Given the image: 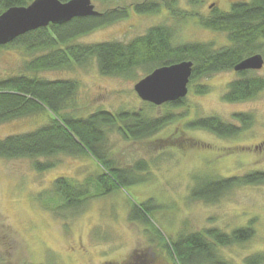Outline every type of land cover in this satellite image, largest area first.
Segmentation results:
<instances>
[{"label":"rangeland","instance_id":"374dc122","mask_svg":"<svg viewBox=\"0 0 264 264\" xmlns=\"http://www.w3.org/2000/svg\"><path fill=\"white\" fill-rule=\"evenodd\" d=\"M141 1L92 0L97 10ZM228 1L202 0L196 9L208 15L213 9H227ZM178 3L183 10H192L188 0ZM193 17L178 20L166 8L157 14L131 12L128 18L76 42H129L153 25L168 24L175 28L176 44L195 41L212 43L215 48L228 44L227 33L202 27ZM31 55L19 45L0 50V76L26 72L25 61ZM256 75L264 77V67ZM40 76L78 81L77 107L64 111L71 115L87 116L98 109L140 110L148 116L172 111L176 119L142 140L125 141L111 132L107 147L112 152L105 154H112L114 164L124 170L138 164L142 172L134 178L140 180L121 184L102 197H95L91 186L92 197L80 209L59 205L62 201L56 199L53 185L57 177L82 183L87 175L97 173L98 162L90 153L58 156L54 168L41 171L30 158H0V264H181L168 255L163 238L177 241L181 233L206 228L229 233L246 226L256 230L254 237L221 248L219 253L234 264L264 255V183L235 187L211 202L190 196L206 177L264 171V90L249 101L227 102V85L237 74L216 73L196 82L208 84L207 93L197 94L190 87L184 106L175 109L165 104L152 107L139 97L134 86L146 76L142 69L134 77L105 76L96 61L90 60L84 66L40 72ZM238 112H248L253 122L250 129L233 137L188 130L184 125L197 116H219L239 124L234 117ZM45 117L31 115L0 124V140L36 129ZM144 203L150 207L148 221L135 217V205Z\"/></svg>","mask_w":264,"mask_h":264},{"label":"trees","instance_id":"16d2710c","mask_svg":"<svg viewBox=\"0 0 264 264\" xmlns=\"http://www.w3.org/2000/svg\"><path fill=\"white\" fill-rule=\"evenodd\" d=\"M33 1L0 0V14L11 7L28 6ZM178 2L145 0L134 3V9L140 14H157L166 8L172 17L183 20L194 16L202 27L226 32L230 44L221 48L195 41L176 44L175 28L168 24L154 25L129 42H76L83 35L128 18L132 12L130 6H117L98 10V15L75 17L62 24L51 23L0 46L2 50L19 45L32 54L25 61L26 72L0 76V124L31 115L46 116V121L36 129L0 140V158H30L35 160V169L41 171L54 168L57 165L54 159L61 155H93L99 171L87 175L84 182L63 176L54 180L56 199L62 201L58 204L71 209H80L85 200L92 197L91 186L94 196L102 197L116 191L121 184L138 182L140 179L134 178V174L142 172L138 170V164L124 170L114 164L112 154H105L112 152L107 147L110 133L118 134L125 141L142 140L172 123L176 119L175 113L166 111L163 115L148 116L140 110L113 113L98 109L87 116L71 115L64 111L77 107L78 81L49 79L40 76V72L84 66L95 60L102 75L134 77L138 69L144 70L147 76L158 67L192 61L191 81L195 82L215 73L233 71L247 56L264 52V0L237 1L230 9H213L208 15L196 9L201 0H188L192 10H183ZM240 73L228 86L224 95L227 102L249 101L264 90V77L256 73ZM192 87L197 94H205L210 89L206 85ZM186 98L165 105L180 108L186 103ZM234 117L245 124V129L252 125L249 113L239 112ZM184 125L188 130H207L221 137H233L243 130L219 116H197ZM205 179L200 186L193 188L190 196L211 202L235 187L264 183V172L251 171L242 176ZM135 207L136 218L150 219V207L146 203ZM255 231L253 226L236 228L229 233L218 228H206L196 233H181L177 241L172 238L163 240L168 255L173 259L177 257L181 264H234L223 258L220 249L253 238ZM263 262V254L246 260V264Z\"/></svg>","mask_w":264,"mask_h":264},{"label":"water","instance_id":"95a60500","mask_svg":"<svg viewBox=\"0 0 264 264\" xmlns=\"http://www.w3.org/2000/svg\"><path fill=\"white\" fill-rule=\"evenodd\" d=\"M98 14L92 0H34L28 6L11 7L0 14V46L51 23L62 24L75 17ZM262 66L263 58L256 54L236 65L235 70L261 69ZM192 72V61L158 67L140 79L134 89L143 101L154 105L175 102L187 97Z\"/></svg>","mask_w":264,"mask_h":264},{"label":"flooded vegetation","instance_id":"af4514ba","mask_svg":"<svg viewBox=\"0 0 264 264\" xmlns=\"http://www.w3.org/2000/svg\"><path fill=\"white\" fill-rule=\"evenodd\" d=\"M145 1V0H144ZM202 1V0H201ZM237 1H249V0H237ZM237 1H234V0H231L230 2L228 1L227 2V6H228V8L227 9H230L231 7H232V4L233 3H235V2H237ZM141 2H143V1H141ZM134 3L133 4H130V8H131V10H132V12H134V13H137V12H135V9H134ZM197 6H199V4L197 5ZM115 7H117V6H115ZM130 14H131V12H130ZM130 14H129V16H130ZM137 14H140V13H137ZM156 25H158V24H156ZM154 26V25H153ZM152 27V26H151ZM217 32V31H216ZM226 33V32H225ZM142 35V34H141ZM228 36V35H227ZM137 37V36H136ZM230 44V41H229V37H228V44H226L225 46H227V45H229ZM256 54H260L261 56H262V58H263V66H262V68L261 69H252V68H250V69H245V70H233L232 72H234V73H236L237 74V77L235 78V79H233V80H231L229 83H228V85H227V89H228V86H229V84L231 83V82H233L234 80H236L238 77H239V75L241 74L240 72H244V74H246V75H252V74H254V73H256V72H258V71H260V70H262L263 69V67H264V52H259V53H256ZM256 54H252V55H249V56H247L246 58H249V57H251V56H254V55H256ZM245 58V59H246ZM193 69H194V62H193ZM229 71V70H228ZM231 71V70H230ZM223 72H226V71H223ZM193 73V72H192ZM216 74V73H215ZM212 75H214V74H212ZM212 75H210V76H212ZM192 76V75H191ZM259 76V75H258ZM209 77V76H208ZM263 77V76H262ZM203 78H205V77H203ZM202 79V78H201ZM198 81V80H197ZM197 81H195V82H193V81H191V78H190V82H189V91H190V87H192V85L193 86H195V85H206V86H208V84H205V83H202V84H197L196 82ZM146 102V101H145ZM152 104V103H151ZM166 104V103H165ZM154 105V104H153ZM239 113V112H238ZM242 113H248V112H242ZM222 119V118H221ZM237 120V119H236ZM225 122H227V121H225ZM237 122H239V124H234V123H232V124H234L235 126H237L238 128H240V129H243L242 131H247L248 129H250V126H248L246 129H245V124L242 122V121H240V120H237ZM228 123H230V122H228ZM241 131V132H242ZM240 132V133H241ZM252 171H255V170H252ZM262 172H264V171H262ZM245 175V174H244ZM62 219H64V218H62ZM138 259H139V257H138ZM141 261H142V259H141ZM140 261V262H141ZM127 264H134V263H129V261L127 262ZM140 264V263H139ZM141 264H143V262H141Z\"/></svg>","mask_w":264,"mask_h":264}]
</instances>
